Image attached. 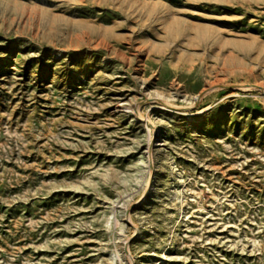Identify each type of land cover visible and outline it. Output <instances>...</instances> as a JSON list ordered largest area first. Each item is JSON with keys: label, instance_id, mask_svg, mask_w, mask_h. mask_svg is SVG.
<instances>
[{"label": "rangeland", "instance_id": "1", "mask_svg": "<svg viewBox=\"0 0 264 264\" xmlns=\"http://www.w3.org/2000/svg\"><path fill=\"white\" fill-rule=\"evenodd\" d=\"M0 264H264V0H0Z\"/></svg>", "mask_w": 264, "mask_h": 264}]
</instances>
